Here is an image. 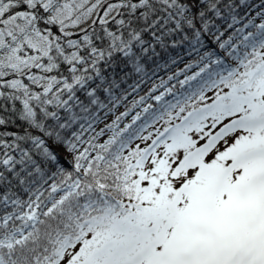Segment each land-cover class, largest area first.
I'll return each instance as SVG.
<instances>
[{
	"label": "snow or ice",
	"instance_id": "obj_1",
	"mask_svg": "<svg viewBox=\"0 0 264 264\" xmlns=\"http://www.w3.org/2000/svg\"><path fill=\"white\" fill-rule=\"evenodd\" d=\"M0 264H264V0H0Z\"/></svg>",
	"mask_w": 264,
	"mask_h": 264
}]
</instances>
